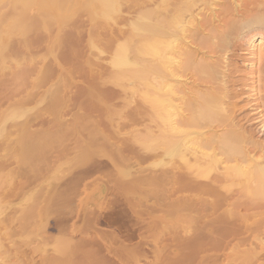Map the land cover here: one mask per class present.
<instances>
[{"label":"rangeland","instance_id":"rangeland-1","mask_svg":"<svg viewBox=\"0 0 264 264\" xmlns=\"http://www.w3.org/2000/svg\"><path fill=\"white\" fill-rule=\"evenodd\" d=\"M157 9L0 0V264H264V178L161 133Z\"/></svg>","mask_w":264,"mask_h":264},{"label":"bare ground","instance_id":"bare-ground-1","mask_svg":"<svg viewBox=\"0 0 264 264\" xmlns=\"http://www.w3.org/2000/svg\"><path fill=\"white\" fill-rule=\"evenodd\" d=\"M157 8L161 133L191 150L192 164L209 156L233 162L226 167L237 176L264 178V0H157Z\"/></svg>","mask_w":264,"mask_h":264}]
</instances>
